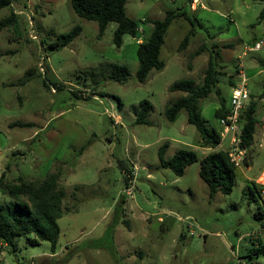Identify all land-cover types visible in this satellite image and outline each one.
Masks as SVG:
<instances>
[{"label":"rangeland","instance_id":"rangeland-1","mask_svg":"<svg viewBox=\"0 0 264 264\" xmlns=\"http://www.w3.org/2000/svg\"><path fill=\"white\" fill-rule=\"evenodd\" d=\"M182 7L202 25L175 19L161 48L165 67L139 83L140 41L153 20ZM12 11L18 22L0 30V176L14 185L58 172L65 197L55 253L49 242L31 245L33 236H21L16 251L0 252V264H264V254L250 258L264 244V204L253 185L264 168V51L242 57L245 45L264 38V0H127L126 14L140 28L119 47L117 23L99 37L98 23L79 17L71 0H15L0 9V20ZM75 26L82 28L77 38L52 48ZM211 59L219 82L200 101L207 125L223 131L215 111L221 98L230 105L241 62L258 106L254 141L236 168L233 191L213 198L200 161L228 152L231 135L205 147L186 111L174 122L165 115L186 95L170 86L186 79L202 85ZM116 65L128 68L126 82L108 77ZM144 100L153 105L149 123L136 124ZM165 143L166 159L181 149L197 154L183 176L161 166ZM1 190L0 200L9 201Z\"/></svg>","mask_w":264,"mask_h":264},{"label":"trees","instance_id":"trees-1","mask_svg":"<svg viewBox=\"0 0 264 264\" xmlns=\"http://www.w3.org/2000/svg\"><path fill=\"white\" fill-rule=\"evenodd\" d=\"M14 1L0 0V9L11 7ZM126 3L127 0H71L72 7L79 17L98 23L99 37L104 34L109 23H117L113 42L118 47L122 45L125 35L135 37L140 28L138 22L126 14ZM179 17H183L191 24L196 21L200 26L202 25L197 18H190L185 7L180 10H169L164 18L153 20V27L148 38L140 41L137 49L139 67L136 78L139 83H145L152 70L161 71L165 67L164 61L160 58L161 48L169 26ZM18 19L19 15L12 11L8 17L0 20V30L15 25ZM194 28L193 25L191 33L194 32ZM81 31L80 26H75L70 32L60 35L58 40L51 44L52 48L59 49L67 46L80 35ZM188 40L189 34L182 40L180 48L185 47ZM107 70L108 77L115 82L123 83L128 79L129 70L126 66L116 65ZM90 75L96 77L98 73L91 72ZM218 82V72L211 59L202 85H198L192 79H186L174 82L169 88L171 92L180 91L186 95L178 98L166 108V118L174 122L181 111H186L188 123L196 127L205 147L216 148L222 141L220 131L207 125L200 109V101L212 93ZM259 97L263 98L264 92ZM257 107V102L251 100L249 107L241 117L242 146L247 149L254 141L256 123L258 122ZM152 110L151 102L142 101L135 123L148 124ZM227 112L225 100L221 98L220 108L215 111V115L217 118H221ZM20 125L27 126L29 124ZM167 147L168 144L165 143L159 149L160 164L178 176H183L185 169L198 160L197 154L187 149H181L171 158L166 159ZM199 175L208 185L210 197L213 198L218 191H222L224 194H230L233 191L236 182V167L230 162L228 152L221 150L218 153L208 154L200 161ZM59 178L60 174L57 172L49 174L39 183H31L19 178V184L9 185L4 183L5 173L0 176L1 191L10 198L9 201L0 200V252L4 247H11V251H16L18 237L33 236L27 239L28 243L38 245L42 241H47L51 244L52 253H55L60 236L58 219L63 214L62 201L65 197L64 190L59 187ZM253 185L260 196L257 185L255 183ZM249 191L251 190L249 189ZM261 254H264L263 243H259L258 248L250 253V258Z\"/></svg>","mask_w":264,"mask_h":264},{"label":"built area","instance_id":"built-area-1","mask_svg":"<svg viewBox=\"0 0 264 264\" xmlns=\"http://www.w3.org/2000/svg\"><path fill=\"white\" fill-rule=\"evenodd\" d=\"M35 38V36H33ZM264 51V38H259L247 44L243 48L242 57L248 53ZM239 81L232 89L230 105L225 116L219 118L220 125L223 128L221 132L222 139L230 136V146L228 157L230 162L239 168L244 165L249 149L242 146V115L249 107L251 101V91L249 90V77L245 72L244 65L240 64ZM264 129V118L261 120ZM264 149V142L259 145ZM260 191V198L264 204V168L261 170L258 177L254 180Z\"/></svg>","mask_w":264,"mask_h":264}]
</instances>
